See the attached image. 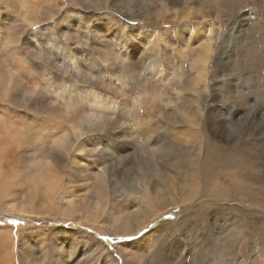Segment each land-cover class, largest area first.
<instances>
[{
    "label": "rangeland",
    "instance_id": "374dc122",
    "mask_svg": "<svg viewBox=\"0 0 264 264\" xmlns=\"http://www.w3.org/2000/svg\"><path fill=\"white\" fill-rule=\"evenodd\" d=\"M263 14L0 0V264H264Z\"/></svg>",
    "mask_w": 264,
    "mask_h": 264
},
{
    "label": "bare ground",
    "instance_id": "6f19581e",
    "mask_svg": "<svg viewBox=\"0 0 264 264\" xmlns=\"http://www.w3.org/2000/svg\"><path fill=\"white\" fill-rule=\"evenodd\" d=\"M206 60L205 58H201L200 57L197 59L198 62H200L202 65H203V69L200 73V76L197 77L196 79V82L198 83L199 81H203L204 79V75H203V72L205 71V64H206ZM195 66H196V62H194ZM155 66V65H154ZM152 67V66H151ZM101 102V106L105 105L108 103V101H105L104 99L100 100ZM80 133V132H79ZM208 144V143H207ZM11 149V146L10 148L8 149V151H10ZM207 150V148H206ZM5 157L6 155L4 154L2 156V159L5 161ZM237 160V159H236ZM2 162L1 163V170H0V195H4L5 197L9 196L10 194L7 195L8 192H12L13 193V188H14V185L12 183V181L10 180V176H11V173H12V168H13V164H11V161L10 163H7L6 162ZM242 173V172H241ZM205 174L207 175L206 171H205ZM243 176H247V173H242ZM238 176V174H237ZM208 177V176H207ZM243 180L244 178L243 177H240V184L238 182L235 183L234 187L236 188H243L244 187V184H243ZM57 181H55L56 183ZM242 197V196H241ZM8 210H11V208H8ZM10 236V235H9ZM39 239H41V236H38ZM18 240V239H17ZM15 241V240H14ZM14 251V250H13Z\"/></svg>",
    "mask_w": 264,
    "mask_h": 264
},
{
    "label": "crops",
    "instance_id": "0c3cea01",
    "mask_svg": "<svg viewBox=\"0 0 264 264\" xmlns=\"http://www.w3.org/2000/svg\"><path fill=\"white\" fill-rule=\"evenodd\" d=\"M249 22V25H252L254 22V19H247ZM263 22H264V14H263ZM252 40L255 41L256 43H259L261 45H263L264 47V23L263 24H259L257 26V32L256 35L251 36ZM262 75H263V79H264V69L262 71Z\"/></svg>",
    "mask_w": 264,
    "mask_h": 264
},
{
    "label": "snow or ice",
    "instance_id": "6c2138e0",
    "mask_svg": "<svg viewBox=\"0 0 264 264\" xmlns=\"http://www.w3.org/2000/svg\"><path fill=\"white\" fill-rule=\"evenodd\" d=\"M13 224L18 223V221H12ZM104 239H107V237H105ZM120 239H132L131 237H121Z\"/></svg>",
    "mask_w": 264,
    "mask_h": 264
}]
</instances>
